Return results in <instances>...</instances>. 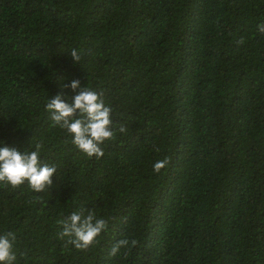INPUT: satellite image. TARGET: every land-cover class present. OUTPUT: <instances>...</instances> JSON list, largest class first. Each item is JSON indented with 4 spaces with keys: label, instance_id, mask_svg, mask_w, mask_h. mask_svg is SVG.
<instances>
[{
    "label": "trees",
    "instance_id": "1",
    "mask_svg": "<svg viewBox=\"0 0 264 264\" xmlns=\"http://www.w3.org/2000/svg\"><path fill=\"white\" fill-rule=\"evenodd\" d=\"M260 24L264 0H0V147L41 144L57 169L40 193L0 184L15 264H264ZM84 87L113 109L99 159L46 109ZM82 208L108 228L65 247L58 221ZM120 239L138 244L110 256Z\"/></svg>",
    "mask_w": 264,
    "mask_h": 264
},
{
    "label": "clouds",
    "instance_id": "2",
    "mask_svg": "<svg viewBox=\"0 0 264 264\" xmlns=\"http://www.w3.org/2000/svg\"><path fill=\"white\" fill-rule=\"evenodd\" d=\"M258 30L264 34V24L258 25ZM243 44V38L237 42ZM71 57L79 63L81 56L77 50L70 52ZM80 86L78 79L73 80L70 87L75 91ZM69 85H63L67 88ZM50 118L55 126L67 131L72 136V143L88 157L97 159L104 156L102 145L106 141L116 139L117 130L113 128V109L105 104L102 96L88 87L81 88L71 102H65L64 93L57 94L46 105ZM118 131L126 134L128 129L121 124ZM41 144H36L34 151L21 152L14 147H0V184L18 188L25 183L29 188L40 193L52 186V177L57 169L40 159ZM159 151V149H155ZM170 164V159L157 161L153 170L159 173ZM40 199V198H38ZM62 231L58 238L65 240L64 246H74L77 250H86L99 243L97 239L108 228V221L98 218L93 210L80 209L68 217L58 221ZM67 238V239H65ZM16 234L6 232L0 234V264H15L14 245ZM138 244L135 239H120L111 248L110 256H116L121 248L134 247Z\"/></svg>",
    "mask_w": 264,
    "mask_h": 264
}]
</instances>
